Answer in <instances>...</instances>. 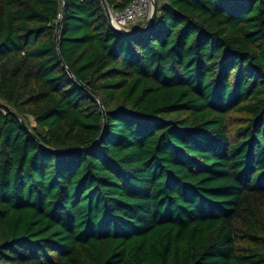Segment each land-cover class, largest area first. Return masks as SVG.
Masks as SVG:
<instances>
[{"label":"trees","instance_id":"1","mask_svg":"<svg viewBox=\"0 0 264 264\" xmlns=\"http://www.w3.org/2000/svg\"><path fill=\"white\" fill-rule=\"evenodd\" d=\"M63 7L0 0V264H264V0Z\"/></svg>","mask_w":264,"mask_h":264},{"label":"built area","instance_id":"2","mask_svg":"<svg viewBox=\"0 0 264 264\" xmlns=\"http://www.w3.org/2000/svg\"><path fill=\"white\" fill-rule=\"evenodd\" d=\"M153 7L152 0H133L122 10H112V23L125 29H134L149 19Z\"/></svg>","mask_w":264,"mask_h":264},{"label":"water","instance_id":"3","mask_svg":"<svg viewBox=\"0 0 264 264\" xmlns=\"http://www.w3.org/2000/svg\"><path fill=\"white\" fill-rule=\"evenodd\" d=\"M64 1V7H63V12L65 11V6H66V2L67 0H63ZM153 2V7H152V11H151V14H150V17H149V21L147 23V25H145L144 27L142 28H138V29H125V28H119L117 26H115L113 23H112V14H111V8L109 7L108 3L106 0H102V3L104 5V8H105V11H106V14H107V17H108V20H109V23L111 24V26L119 33H122V34H125V35H129V36H135V35H138V34H141L145 31H147L151 26L152 24L154 23L155 21V18H156V12H157V0H152ZM59 43V41H58ZM62 59V57H61ZM63 60V59H62ZM63 66L64 68L67 70L68 73H71L70 69L67 67L66 63L63 61ZM98 97V100L100 102V105L101 107L103 108V104H102V101L100 99L99 96ZM15 115L17 116V114L15 113ZM21 123L27 128V130L30 132V134L35 138L37 139L38 142H40V140L36 137V135L27 127V125L25 124V121L24 119L22 118H19ZM41 143V142H40Z\"/></svg>","mask_w":264,"mask_h":264},{"label":"rangeland","instance_id":"4","mask_svg":"<svg viewBox=\"0 0 264 264\" xmlns=\"http://www.w3.org/2000/svg\"><path fill=\"white\" fill-rule=\"evenodd\" d=\"M31 120H32V124H34V120L31 118Z\"/></svg>","mask_w":264,"mask_h":264}]
</instances>
